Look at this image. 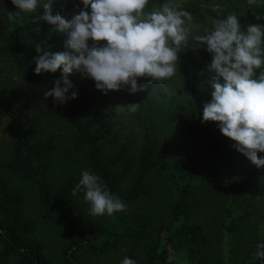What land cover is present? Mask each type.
Masks as SVG:
<instances>
[{"label": "trees", "instance_id": "obj_1", "mask_svg": "<svg viewBox=\"0 0 264 264\" xmlns=\"http://www.w3.org/2000/svg\"><path fill=\"white\" fill-rule=\"evenodd\" d=\"M45 2L37 0L35 12L9 20L8 13L18 9L11 0H0V53L12 62L19 77L18 92L0 98V123L7 122L12 136L8 157L0 159V260L10 259V264H83L80 250L104 253L122 246L123 258L135 264H260L249 252L240 263L231 251L224 258L221 253L214 254L210 223L199 209L200 184L221 194L224 220L219 221L227 237L233 238L238 223H248L254 214L249 206L236 214L234 206L264 181V167L257 168L238 152L217 123L202 122L203 105L211 100L212 89L204 72L210 54L204 49L179 52L182 62L177 82L187 99L182 106L158 97L146 78L138 80L143 91L131 93L129 87L104 94L93 80L75 74L68 77L74 85L68 95L77 91V98L55 104L53 97L44 99V91L55 86L53 81L61 76V70L35 74L38 53L33 46L61 52L66 49L67 34L54 31L47 22H33V17L43 15ZM163 2L166 0H149L145 11ZM244 2L249 9L237 16L241 25H264V0L252 6ZM81 8V0H53L52 14L71 20ZM187 9L201 13L195 7ZM261 70L264 67L256 70L257 75ZM123 102V106L135 103L139 107L135 112L125 109L118 113L115 107ZM47 110L54 111V117L70 129L88 171L99 176L126 209L138 205L136 212L128 217L121 214L124 211L105 214L99 216V228L83 227L85 220L77 206L84 200V192L73 194L82 172L68 160L58 164L60 147L54 134L29 126L31 113ZM111 121L120 124L117 133L106 128ZM183 124L202 142V149L187 159L176 154L175 140L167 143ZM134 127L139 133L135 151L132 141L121 140L124 131ZM258 156L264 157V152ZM30 199L48 215L62 219L73 235L62 248L59 262L48 257L37 222L27 215ZM259 244H264V234ZM171 251L181 254L183 260H170Z\"/></svg>", "mask_w": 264, "mask_h": 264}, {"label": "clouds", "instance_id": "obj_2", "mask_svg": "<svg viewBox=\"0 0 264 264\" xmlns=\"http://www.w3.org/2000/svg\"><path fill=\"white\" fill-rule=\"evenodd\" d=\"M18 9L9 12V20L21 18V13L35 12L37 0H11ZM83 8L71 20L52 14L53 0L43 3V15L33 22H47L54 31L67 34L62 52L45 50L35 45V74L56 73L54 87L44 91V99L54 98L55 104H66L77 98V91L68 79L73 71L81 72L95 82V88L107 94L130 87L131 93L143 91L138 80L149 82L171 79L176 75L179 52L187 47L194 27L193 14L176 0L153 5L145 11L149 0H81ZM252 6L257 0H247ZM196 50L204 49L211 56L205 66L211 100L203 105L202 122H215L226 138L234 141L235 149L257 168L264 167V25L242 26L236 13L214 22L211 30L193 37ZM203 74V73H202ZM139 104L117 105L135 112ZM83 190L91 217L111 216L125 211L127 205L112 195L102 179L88 170L73 189ZM258 255L264 256V244ZM121 264H135L125 257Z\"/></svg>", "mask_w": 264, "mask_h": 264}, {"label": "rangeland", "instance_id": "obj_3", "mask_svg": "<svg viewBox=\"0 0 264 264\" xmlns=\"http://www.w3.org/2000/svg\"><path fill=\"white\" fill-rule=\"evenodd\" d=\"M176 3H178L184 10L195 7L201 12L198 15L193 14L194 23L198 25V27L193 28L192 35L189 37L188 46L182 47L180 51L186 49L196 50L193 37L195 35L205 34V30H211L216 20L226 18L230 13H236L237 16H239L249 9L244 0H176ZM33 50H35V48H33ZM48 50L52 51L51 48ZM62 51H66V49ZM181 62L182 60L180 57L177 62V71L174 77L159 82H151L158 97L168 102L174 100L176 106H182L187 102V99L184 98L183 91L177 82ZM72 74H75L80 78L83 75L81 72L75 70ZM18 80L19 77L12 62L4 56V53H0V98H3V96L10 97L12 94L11 92L18 89ZM147 80L149 81V79ZM176 96L178 97L173 98ZM160 98H157V100H160ZM123 104L124 102L118 103V105L121 106H123ZM30 117L32 118V125L29 124L30 127L42 129L43 134H54L56 136V141L59 143L60 147L59 155H61L58 164L63 160H68L69 163L79 172L88 170L83 163L84 158L81 147L72 136V133L66 124L63 123L61 119L54 117V111L47 110V112L44 113L38 111L35 114L31 113ZM106 126L108 131L111 130L114 131V133H117L121 128L120 124L114 121H111ZM178 129L179 131L174 139H168L167 143L170 145V142H174L173 140H175L176 145L174 148L176 154L181 158L187 159L196 154V151L202 149V142L198 136L190 133L184 124L178 127ZM121 140L132 141L134 143L133 149L135 151L139 144V133L137 128L134 127L125 130ZM11 144L12 136L8 131L7 122L3 121L0 123V159L8 157ZM220 195L211 187L201 184L197 191V196H199L198 200L202 205L199 209L203 212L206 221L210 223L209 228L213 233L212 238L214 241L212 243V248L214 254L221 253L224 258L229 255L231 251L234 255V260L240 263L243 256L249 252L251 256L258 257L260 264H264V256L258 255L257 247L264 234V181L259 182L257 186H254L246 192L234 206L236 214L240 209L242 212L246 206L252 208L254 214L250 217L248 223H238L233 238L230 239L225 234V229H223L219 221L224 220V203L223 197ZM138 209V205L132 206L121 214L124 217H128ZM77 211L82 214V217L85 220L83 224L85 229L100 227L99 216L91 217L89 215V204L84 200L79 201ZM121 214H118L117 216ZM27 215L34 217L36 220L38 235L45 242L48 257L54 262H59L61 260L60 254L62 248L68 245L73 237L65 226L64 221L58 217L48 215L31 199L27 204ZM122 250H124V247L122 246L117 250H108L104 253H93L83 249L79 251V256L81 257L83 264H121V261L123 260ZM170 254V260H183L181 254H177L174 251H171ZM10 261V259L4 261L0 260V264H10Z\"/></svg>", "mask_w": 264, "mask_h": 264}]
</instances>
